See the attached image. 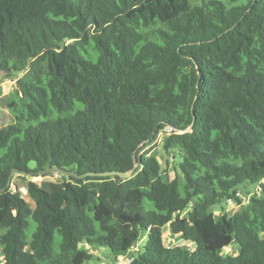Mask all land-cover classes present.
I'll list each match as a JSON object with an SVG mask.
<instances>
[{
	"label": "trees",
	"instance_id": "obj_1",
	"mask_svg": "<svg viewBox=\"0 0 264 264\" xmlns=\"http://www.w3.org/2000/svg\"><path fill=\"white\" fill-rule=\"evenodd\" d=\"M0 73V264H264V0H0ZM55 167L132 176L13 191Z\"/></svg>",
	"mask_w": 264,
	"mask_h": 264
},
{
	"label": "rangeland",
	"instance_id": "obj_2",
	"mask_svg": "<svg viewBox=\"0 0 264 264\" xmlns=\"http://www.w3.org/2000/svg\"><path fill=\"white\" fill-rule=\"evenodd\" d=\"M5 77H6L5 74L0 73V91L2 93V96L0 98L1 122L2 125L4 126L12 122L13 118L8 108V104L10 101L15 100L16 97L15 81H13L11 78H5ZM146 150L152 151V153L158 158V160L160 161L163 167V174L168 181L173 180L178 175L179 169L177 166V162L169 154H167L163 148L162 134L159 135L151 144H149ZM28 181H33L38 183L45 190H52L54 188H57L59 185H61L63 178L58 173H49V174L38 173L36 176L15 174L11 183V187L13 191H17V190L22 191L24 198L34 207V203L29 198L28 191L26 188ZM240 190L243 195L241 199L242 205L240 206L239 204H237L229 207L226 206L224 209L225 211H227L229 215H232L240 207L247 204L250 198V195L247 193L254 192L256 189L253 186H248L246 188H241ZM214 212L216 213V215H219L220 213L223 212V208L217 206L214 208ZM165 237H166V242L171 245H181L186 248L190 247L191 245L183 240H179L171 236L168 228L166 229ZM145 242H146V238L141 241L139 246L143 245ZM136 249L137 247L134 250ZM238 250H239L238 245L236 243H233L231 246L223 250L222 256L226 257L228 255H236L238 253ZM96 253L99 258L97 260L88 261L86 262V264H131L132 261V253H129L124 257L118 258L117 260L114 259V256L108 249H102L101 251L98 250L96 251Z\"/></svg>",
	"mask_w": 264,
	"mask_h": 264
},
{
	"label": "water",
	"instance_id": "obj_3",
	"mask_svg": "<svg viewBox=\"0 0 264 264\" xmlns=\"http://www.w3.org/2000/svg\"><path fill=\"white\" fill-rule=\"evenodd\" d=\"M40 173L41 174L58 173L61 176L75 177L77 179H85V178H87L89 176L109 177V176H115V175H119L123 179H129L132 176L130 173H120V172H116V171L103 172V173L79 174L77 172L64 170V169H61V168H58V167L50 168V169H47V170H43Z\"/></svg>",
	"mask_w": 264,
	"mask_h": 264
},
{
	"label": "built area",
	"instance_id": "obj_4",
	"mask_svg": "<svg viewBox=\"0 0 264 264\" xmlns=\"http://www.w3.org/2000/svg\"><path fill=\"white\" fill-rule=\"evenodd\" d=\"M172 131H173L172 128L166 129V132H168V133H170ZM236 196L242 198V193L241 192H238L236 194ZM227 204H228V207H229V206H232V205H237V202H236L235 199H229L228 202H227ZM2 264H4V263H2Z\"/></svg>",
	"mask_w": 264,
	"mask_h": 264
}]
</instances>
